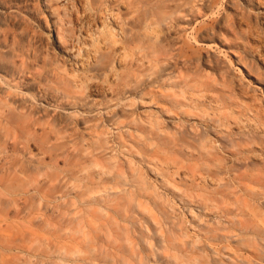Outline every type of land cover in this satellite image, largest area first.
I'll return each instance as SVG.
<instances>
[{
  "label": "clouds",
  "instance_id": "9594fccd",
  "mask_svg": "<svg viewBox=\"0 0 264 264\" xmlns=\"http://www.w3.org/2000/svg\"><path fill=\"white\" fill-rule=\"evenodd\" d=\"M261 65L264 0H0V264H264Z\"/></svg>",
  "mask_w": 264,
  "mask_h": 264
},
{
  "label": "rangeland",
  "instance_id": "374dc122",
  "mask_svg": "<svg viewBox=\"0 0 264 264\" xmlns=\"http://www.w3.org/2000/svg\"><path fill=\"white\" fill-rule=\"evenodd\" d=\"M221 46H223V45H221ZM261 69L264 70V65H261ZM240 70L243 72V74L246 78L253 80V82H256L255 75L252 72H250L248 69H244V68H241Z\"/></svg>",
  "mask_w": 264,
  "mask_h": 264
}]
</instances>
